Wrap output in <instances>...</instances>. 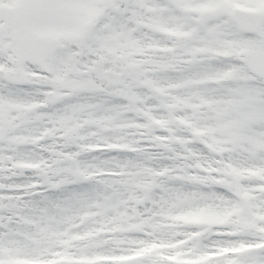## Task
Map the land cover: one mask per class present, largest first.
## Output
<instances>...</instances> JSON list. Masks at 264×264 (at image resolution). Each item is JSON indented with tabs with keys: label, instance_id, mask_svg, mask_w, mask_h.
I'll return each instance as SVG.
<instances>
[{
	"label": "snow or ice",
	"instance_id": "1",
	"mask_svg": "<svg viewBox=\"0 0 264 264\" xmlns=\"http://www.w3.org/2000/svg\"><path fill=\"white\" fill-rule=\"evenodd\" d=\"M0 264H264V0H0Z\"/></svg>",
	"mask_w": 264,
	"mask_h": 264
}]
</instances>
